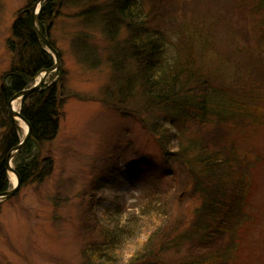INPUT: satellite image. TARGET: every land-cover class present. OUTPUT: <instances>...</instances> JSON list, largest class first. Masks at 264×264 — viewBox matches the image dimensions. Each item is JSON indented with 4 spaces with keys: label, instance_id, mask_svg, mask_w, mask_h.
I'll return each mask as SVG.
<instances>
[{
    "label": "rangeland",
    "instance_id": "rangeland-1",
    "mask_svg": "<svg viewBox=\"0 0 264 264\" xmlns=\"http://www.w3.org/2000/svg\"><path fill=\"white\" fill-rule=\"evenodd\" d=\"M112 1L63 8L50 26L61 67L48 75L44 87H59L62 106L58 136L43 146L41 159L53 161L54 170L42 183L32 182L1 202L0 264H83L85 245L102 240L101 229L86 233L94 217L100 228L121 234L119 264L144 258L165 235L171 238L161 249L166 264H178L191 250L189 242L181 241L201 202L191 196L189 185L183 190L180 183L160 179L166 162L142 118L163 122L167 115L144 102L127 32L114 40L104 28L105 6ZM167 1L164 7L144 0L145 10L156 18L154 28L171 43L193 37L197 69L217 90L244 93L238 79L251 75L254 97L245 108L259 113L264 123V14L256 10V0ZM27 6L26 0H0V91L17 63L8 42ZM45 50L56 64L55 55ZM40 75L45 72L36 81ZM130 78L137 85L131 98L123 95L129 93ZM16 104L20 111L23 103ZM119 107L142 117H123ZM18 125L23 140L26 125ZM257 129L247 138L260 163L248 208L251 218L241 235V264H264V125ZM7 173L13 188L17 178ZM103 179L108 182L99 186Z\"/></svg>",
    "mask_w": 264,
    "mask_h": 264
},
{
    "label": "trees",
    "instance_id": "trees-1",
    "mask_svg": "<svg viewBox=\"0 0 264 264\" xmlns=\"http://www.w3.org/2000/svg\"><path fill=\"white\" fill-rule=\"evenodd\" d=\"M26 1L28 6L14 24L13 40L8 42L17 63L4 77L0 91V193L12 189L6 162L22 140L21 129L8 110L9 102L17 93L32 88L40 73L55 66L31 24L33 6L39 0ZM96 1L50 0L40 12L37 24L49 36L50 26L60 10L82 9ZM155 1L168 7L167 0ZM256 2V10L264 14V0ZM105 7L103 22L108 35L115 40L121 31L127 32L138 63L144 102L167 115L163 122L142 118L146 131L158 141L166 162L161 167L160 179H171L182 188L189 185L191 196L201 202L181 241L189 242L191 250L178 264H241V235L251 218L248 208L260 163L255 146L249 149L248 140L264 125L257 117L259 113L245 108L248 98L254 97L251 75H244L247 80L238 79L244 93L217 90L197 69L193 37L184 36L171 43L159 28H154L156 18L151 9L145 10L144 0H113ZM127 86L129 93L122 94L131 98L130 92L137 86L133 78L127 81ZM248 90L253 93H247ZM61 106L59 87L55 85L23 102L22 115L32 127V137L14 158L21 187L35 181L42 183L53 173V161L42 160L41 154L43 146L58 136ZM117 110L123 117H142L137 111L132 113L120 107ZM110 177L115 180L112 174ZM107 182L103 179L98 185ZM99 224L94 217L92 224L86 225L89 235L101 229L102 240L97 238L85 245L83 264H119L117 245L121 234L100 228ZM169 239L163 236L154 250L143 253L140 260L131 258L129 264H166L160 257Z\"/></svg>",
    "mask_w": 264,
    "mask_h": 264
},
{
    "label": "water",
    "instance_id": "water-1",
    "mask_svg": "<svg viewBox=\"0 0 264 264\" xmlns=\"http://www.w3.org/2000/svg\"><path fill=\"white\" fill-rule=\"evenodd\" d=\"M50 0H39V2L35 3V5L33 6L32 9V26H33V31L36 34V36L38 37V39L41 41V44L45 45L46 47L49 48V50L52 52V54L55 55L56 58V64H54L55 66L45 72V75H40L42 76V78L36 81V83L34 84V86H32L31 89L28 90H24L22 92L17 93L16 95L13 96V98L10 100L9 102V109L10 113L12 115V118H14V120H16L17 122H19V120H22L24 122V124L27 126V133H26V137L24 138V140H22V143L15 148L13 151H11L8 160H7V171H10L11 173H14L16 178H17V182L14 185L13 189L10 191H7L6 193H0V203L6 200H10L13 197H15L17 195V193H19V191L21 190V179L20 176L18 175V173H16V169H14L13 167V160L15 158V156L18 154V152L20 150H22L26 144L29 142L30 138L32 137V127L31 125L28 123V121L26 119H24L23 115H22V111H17L16 109H14V105L18 102L23 103L27 97H30L31 95L40 92L43 90V86H45L46 84V79L48 77V75H50L51 73H53L54 71L60 69L61 67V56L58 53V51L56 50V48L51 44L50 38L48 35L43 34V32L39 29L38 27V19L40 16V12H42V9L44 7V5ZM39 76V77H40Z\"/></svg>",
    "mask_w": 264,
    "mask_h": 264
},
{
    "label": "bare ground",
    "instance_id": "bare-ground-1",
    "mask_svg": "<svg viewBox=\"0 0 264 264\" xmlns=\"http://www.w3.org/2000/svg\"><path fill=\"white\" fill-rule=\"evenodd\" d=\"M41 78H42V76L39 77V80H40ZM17 108H18V104H15V105H14V109H17ZM19 121H20V124H21V125L25 126V124H24V122H23L22 120H19ZM25 127H26L25 130L27 131V126H25Z\"/></svg>",
    "mask_w": 264,
    "mask_h": 264
}]
</instances>
